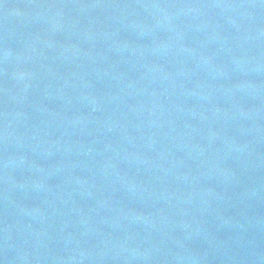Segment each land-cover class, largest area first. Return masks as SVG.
<instances>
[{
  "label": "water",
  "instance_id": "95a60500",
  "mask_svg": "<svg viewBox=\"0 0 264 264\" xmlns=\"http://www.w3.org/2000/svg\"><path fill=\"white\" fill-rule=\"evenodd\" d=\"M0 264H264V0H0Z\"/></svg>",
  "mask_w": 264,
  "mask_h": 264
}]
</instances>
